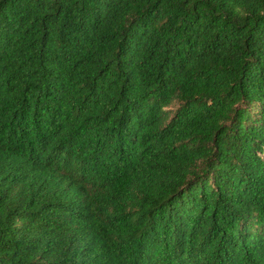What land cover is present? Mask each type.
<instances>
[{"label":"trees","instance_id":"obj_1","mask_svg":"<svg viewBox=\"0 0 264 264\" xmlns=\"http://www.w3.org/2000/svg\"><path fill=\"white\" fill-rule=\"evenodd\" d=\"M0 264H264V0H0Z\"/></svg>","mask_w":264,"mask_h":264}]
</instances>
